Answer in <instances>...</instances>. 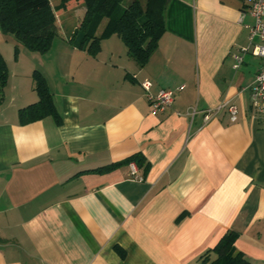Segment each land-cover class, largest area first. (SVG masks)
Returning <instances> with one entry per match:
<instances>
[{
    "label": "crops",
    "instance_id": "obj_1",
    "mask_svg": "<svg viewBox=\"0 0 264 264\" xmlns=\"http://www.w3.org/2000/svg\"><path fill=\"white\" fill-rule=\"evenodd\" d=\"M84 12L81 0L55 11L45 54L18 45L14 59L17 43L0 31V264H196L227 231L264 264V123L249 93L262 60L245 54L234 69L232 57L249 43L244 0H167L165 32L142 68L116 35L94 58L69 44ZM65 13L78 18L69 32ZM34 71L60 126L18 124V110L37 101ZM145 81L153 96L182 89L152 115ZM223 104L236 106V122ZM136 153L150 164L141 181L129 165L84 173Z\"/></svg>",
    "mask_w": 264,
    "mask_h": 264
},
{
    "label": "trees",
    "instance_id": "obj_2",
    "mask_svg": "<svg viewBox=\"0 0 264 264\" xmlns=\"http://www.w3.org/2000/svg\"><path fill=\"white\" fill-rule=\"evenodd\" d=\"M81 1L85 12L79 26L71 34L69 44L94 58L100 51L101 41L116 35L136 65L139 68L145 66L165 32L167 0H131L126 6H122L124 0ZM66 2L61 0L56 10L64 8ZM56 10L50 0H0V31L12 36L17 43L13 50L14 59L19 53L18 45L39 54L50 50L54 38L58 36ZM99 27L101 31L97 33ZM31 79L37 101L18 110V124L25 126L50 117L60 126L61 117L55 109L45 79L38 71L32 73ZM7 82V67L0 55V105ZM130 164L142 170V179L150 168L144 156L136 153L120 162L84 173L105 174ZM237 238L236 232L227 231L213 248L198 257L196 264H254L236 250L234 244ZM114 250L121 258L125 257L120 248L115 246Z\"/></svg>",
    "mask_w": 264,
    "mask_h": 264
},
{
    "label": "built area",
    "instance_id": "obj_3",
    "mask_svg": "<svg viewBox=\"0 0 264 264\" xmlns=\"http://www.w3.org/2000/svg\"><path fill=\"white\" fill-rule=\"evenodd\" d=\"M244 5L249 16L252 18V25L248 26L249 43L247 47L241 48L238 52L232 55L233 68L237 69L243 62V56L250 54L262 60V65L256 73L252 84L249 87L250 107L252 113L264 123V0H244ZM141 87L145 91L146 98L150 104V113L157 115L165 112L170 108L174 101L176 92L181 90H160L156 95L149 93L150 83L145 81L141 83ZM226 108L230 121L236 122L237 108L233 104H223L217 109ZM209 119V112L206 113L205 120ZM131 173L141 181L142 178L137 175V168L134 164H130Z\"/></svg>",
    "mask_w": 264,
    "mask_h": 264
},
{
    "label": "rangeland",
    "instance_id": "obj_4",
    "mask_svg": "<svg viewBox=\"0 0 264 264\" xmlns=\"http://www.w3.org/2000/svg\"><path fill=\"white\" fill-rule=\"evenodd\" d=\"M57 0H54L53 3L56 4ZM131 0H124L122 2V6H126ZM144 1V0H140ZM59 23L63 26L64 30L66 29L68 32L72 31L73 28H75L76 24L78 23V18H76L73 15H70V13H65L62 16L58 18ZM101 31V27L98 28L97 33Z\"/></svg>",
    "mask_w": 264,
    "mask_h": 264
}]
</instances>
